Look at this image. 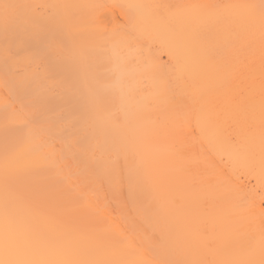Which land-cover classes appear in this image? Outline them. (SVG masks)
<instances>
[{
	"label": "bare ground",
	"instance_id": "obj_1",
	"mask_svg": "<svg viewBox=\"0 0 264 264\" xmlns=\"http://www.w3.org/2000/svg\"><path fill=\"white\" fill-rule=\"evenodd\" d=\"M261 40L264 0H0V264H264Z\"/></svg>",
	"mask_w": 264,
	"mask_h": 264
},
{
	"label": "rangeland",
	"instance_id": "obj_2",
	"mask_svg": "<svg viewBox=\"0 0 264 264\" xmlns=\"http://www.w3.org/2000/svg\"><path fill=\"white\" fill-rule=\"evenodd\" d=\"M261 41L263 42L264 40H261ZM261 44H264V43H261ZM261 44H260V45H261ZM250 45H251V46H248V47H249V49H250V47H251V49H252V53H253L254 51H255V52L258 51V49L256 50V48L253 49L254 46H253L252 44H250ZM252 46H253V47H252ZM248 47L245 48V49H246V53H245L244 50H242V51H243L242 54L240 53L241 57H243V55H244L243 53H245V55H244V59H245V60L242 59V61H243V63L245 64V67H246L247 71H248V72H251V70H252V69L255 67V65H256V66H259V67H255V68H260V70H258V71H260L261 74H264V50L260 47L262 50H259V51H261V52H259V53H261V54H258V55H260V57H261V58H260V61H259V63L261 62V63H260L261 65H259V63L257 64V59H256V57L258 58L259 56H255V55H253V57L255 56V57L253 58V60L255 59L254 62H255L256 64L253 63V64H254V65H253L252 63H250V59H249V58H250V57L252 58V56H251L252 54H250V53H251V49L249 50ZM255 47H256V46H255ZM263 47H264V46H263ZM257 48H259V45L257 46ZM247 49H248V50H247ZM253 50H254V51H253ZM255 52H254V53H255ZM254 53H253V54H254ZM256 53H258V52H256ZM249 54H250V55H249ZM248 55H249L250 57H249ZM248 59H249V60H248ZM251 60H252V59H251ZM253 60H252V62H253ZM244 64H243V65H244ZM250 65H251V66L253 65L252 68H251ZM255 68H254L253 70H256Z\"/></svg>",
	"mask_w": 264,
	"mask_h": 264
}]
</instances>
